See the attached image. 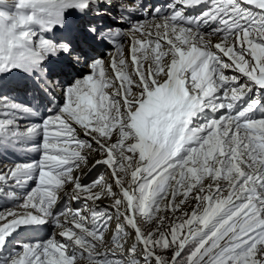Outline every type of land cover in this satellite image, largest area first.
<instances>
[{"label":"snow or ice","instance_id":"obj_1","mask_svg":"<svg viewBox=\"0 0 264 264\" xmlns=\"http://www.w3.org/2000/svg\"><path fill=\"white\" fill-rule=\"evenodd\" d=\"M10 157L0 264H264V0H0Z\"/></svg>","mask_w":264,"mask_h":264},{"label":"bare ground","instance_id":"obj_2","mask_svg":"<svg viewBox=\"0 0 264 264\" xmlns=\"http://www.w3.org/2000/svg\"><path fill=\"white\" fill-rule=\"evenodd\" d=\"M21 155V157L23 158V159H38V155H36V154H30V155H28V156H24V154H20ZM3 163V162H2ZM91 163V162H90ZM100 169V168H99ZM99 169H96V170H94V171H92L91 173H87V170H85V172H86V178H89L90 179V177L92 178L93 177V179L99 174H96V172L99 170ZM95 174H96V176H95ZM3 205V204H2Z\"/></svg>","mask_w":264,"mask_h":264},{"label":"rangeland","instance_id":"obj_3","mask_svg":"<svg viewBox=\"0 0 264 264\" xmlns=\"http://www.w3.org/2000/svg\"><path fill=\"white\" fill-rule=\"evenodd\" d=\"M1 162H3V163H8V160H6V161H1ZM102 171H103V168H100V169L96 172V174H98V173L100 174V172H102ZM96 174H95V176H96ZM99 174H98V175H99ZM98 175H97V176H98ZM87 179H88V180H91V179H93V177H92V178L90 177V179H89V178H87ZM0 202H2V201H0ZM102 203H103V204H108L109 201L104 200V201H102ZM72 206H73V207H77V206H74V205H73V202H72ZM113 223H115V222H113Z\"/></svg>","mask_w":264,"mask_h":264}]
</instances>
